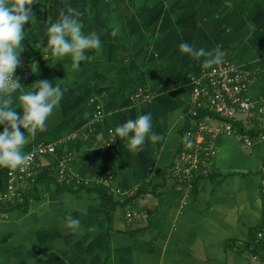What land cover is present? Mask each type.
<instances>
[{
	"label": "crops",
	"instance_id": "0c3cea01",
	"mask_svg": "<svg viewBox=\"0 0 264 264\" xmlns=\"http://www.w3.org/2000/svg\"><path fill=\"white\" fill-rule=\"evenodd\" d=\"M67 8L80 12L85 33L101 38V48L76 70L68 60L49 66L38 49ZM31 9L35 17L24 25L20 54L27 69L17 76L27 90L50 80L64 95L46 130L23 151L60 144L56 156L44 158L26 205L0 207V264H264L254 242L264 227V138L247 146L221 136L205 173L190 183L168 178L183 144L193 80L214 66L205 68L206 57L190 58L179 45L220 48L223 62L253 78L252 99L264 101V0H34ZM116 26L120 35L113 37ZM140 88L150 98L133 102ZM144 113H151L152 131L162 140H146L137 154L118 137L112 143L111 129ZM62 156L89 187L57 181ZM9 170L0 168V193ZM109 176V188L95 184ZM129 211L138 215L131 223ZM69 214L80 219V232L68 228Z\"/></svg>",
	"mask_w": 264,
	"mask_h": 264
},
{
	"label": "clouds",
	"instance_id": "9594fccd",
	"mask_svg": "<svg viewBox=\"0 0 264 264\" xmlns=\"http://www.w3.org/2000/svg\"><path fill=\"white\" fill-rule=\"evenodd\" d=\"M33 2L0 0V126H3L0 130V168L11 170L28 166L29 156L24 153V146L30 137L35 138L38 132L46 130V122L64 95V89L58 84L54 86L50 80L39 81L27 90L29 87H22L20 78L15 76L23 51L22 42L26 39L24 25L31 24L35 17L31 9ZM80 15L77 9L67 8L46 28V43H40L38 49L43 50V59L49 66L68 60L72 69H79L81 63L89 59L88 52L101 48V38L96 32L83 31ZM111 35H120L119 26L113 28ZM179 50L193 59L206 57L205 68L222 63L225 56L220 48L206 51L187 42L181 43ZM31 70L35 72V63ZM17 93L18 104L14 103ZM152 128L151 113L138 114L135 119H128L110 130L112 143L118 137L130 152L137 154L143 151L146 140L153 143L162 140ZM67 226L73 232L82 230L80 219L71 214L67 217Z\"/></svg>",
	"mask_w": 264,
	"mask_h": 264
},
{
	"label": "built area",
	"instance_id": "2783aa9c",
	"mask_svg": "<svg viewBox=\"0 0 264 264\" xmlns=\"http://www.w3.org/2000/svg\"><path fill=\"white\" fill-rule=\"evenodd\" d=\"M26 67L25 62L20 61L15 76L20 71L26 72ZM252 80L249 73L243 72L229 62L214 65L193 80L192 105L188 111L189 121L187 120L191 128L184 130L183 144L169 169V179L174 182L190 183L197 173H205L216 156V141L221 136L238 138L247 146L252 145L256 139L264 138L262 134L251 137L247 133L253 127L264 129V101L257 102L252 99L249 93ZM149 95L147 90L140 88L131 96V100L140 103L147 101L150 98ZM200 112H205L206 115L202 117ZM208 114H214L219 124L210 125ZM96 117L100 120L103 118L101 109ZM236 122L239 125H235ZM59 144V141L37 144L26 153L29 156V164L26 168L9 170L7 188L0 193L1 205H11L22 201L24 191L36 182L44 158L49 155L56 156ZM70 163L69 156L58 157L55 169L57 181L89 187L88 181L81 182L72 176ZM111 180V176L102 177L96 179L95 184L99 185L98 187L109 188ZM261 190L264 212V180ZM120 193L121 191L118 190L114 192L115 195ZM127 195L130 196V193ZM137 217L136 213L129 211L126 214V221L131 223ZM257 242L263 243L264 248V227L257 232Z\"/></svg>",
	"mask_w": 264,
	"mask_h": 264
},
{
	"label": "trees",
	"instance_id": "16d2710c",
	"mask_svg": "<svg viewBox=\"0 0 264 264\" xmlns=\"http://www.w3.org/2000/svg\"><path fill=\"white\" fill-rule=\"evenodd\" d=\"M205 112H200L199 114H200V116H205L206 114H204ZM208 115H210V117L212 118V116L213 117H215V115L214 114H208ZM216 118V117H215ZM188 121H189V119H188ZM187 121V122H188ZM186 122V123H187ZM235 125H239V123L238 122H236V123H234ZM191 128V126H189L188 125V123L185 125V127H184V129H186V128ZM240 127H241V125H240ZM254 129L255 128H252V129H249L248 130V132H247V130H246V132L248 133V134H250L251 135V137H255V136H259L260 134H264L263 132H264V129H256L255 131H254ZM258 131V132H257ZM61 184H64V185H69V183H67V182H61ZM34 186V185H33ZM30 187V188H28V189H26L25 191H24V193H23V197H22V201H18L17 203H15V204H11V205H7L6 204V206H3V205H1L0 204V207L1 208H5V207H9V208H16V207H22V206H24V205H26V202H27V190H29V189H31V190H33L32 191V193L35 191L36 192V188L35 187ZM101 188V187H100ZM105 193V192H104ZM255 245H256V248L257 249H259L263 254H264V248H263V243H258L257 242V233H256V235H255Z\"/></svg>",
	"mask_w": 264,
	"mask_h": 264
},
{
	"label": "bare ground",
	"instance_id": "6f19581e",
	"mask_svg": "<svg viewBox=\"0 0 264 264\" xmlns=\"http://www.w3.org/2000/svg\"><path fill=\"white\" fill-rule=\"evenodd\" d=\"M114 194V193H113Z\"/></svg>",
	"mask_w": 264,
	"mask_h": 264
}]
</instances>
